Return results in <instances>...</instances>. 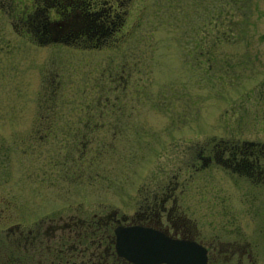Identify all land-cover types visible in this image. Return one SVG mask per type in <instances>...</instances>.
Returning <instances> with one entry per match:
<instances>
[{
  "label": "rangeland",
  "instance_id": "rangeland-1",
  "mask_svg": "<svg viewBox=\"0 0 264 264\" xmlns=\"http://www.w3.org/2000/svg\"><path fill=\"white\" fill-rule=\"evenodd\" d=\"M126 9L132 35L107 39L103 45L112 48L98 51L64 43L38 50L43 45L13 36L6 23L0 39L6 145L29 137L13 133L9 120L38 115L45 97L56 94L63 101L58 110H72L108 94L113 63L118 74L129 63L131 76L117 92L127 96L122 130L92 145L93 164L64 166L68 145L61 135L38 136L34 163L24 142L11 151L6 172L21 182L16 197L12 177L0 187V206L17 200L4 220L46 225L53 214L80 209L84 218L114 212L129 223L143 213L146 186L159 184L177 196V211L170 199L173 211L163 222H177L178 231L210 245L208 264H225L232 249L229 264H264V188L219 156L224 142L264 143V0H132ZM244 249L251 256H240Z\"/></svg>",
  "mask_w": 264,
  "mask_h": 264
},
{
  "label": "flooded vegetation",
  "instance_id": "flooded-vegetation-1",
  "mask_svg": "<svg viewBox=\"0 0 264 264\" xmlns=\"http://www.w3.org/2000/svg\"><path fill=\"white\" fill-rule=\"evenodd\" d=\"M131 3L132 0H0V39L5 36L8 23L13 36L43 45L37 46L38 50L44 51V44L48 43L77 45L66 47L75 51L110 49L112 47L103 45L107 39L116 41L132 35L127 25L129 15L126 9ZM32 49L36 48H27ZM126 65L128 69H122L125 71L122 74L117 72V63L109 66L111 75L107 88L103 90V94H108L95 96L94 100L88 98L86 102L89 105L85 103L86 106L79 104L72 110H58L56 104L62 100L52 94L44 98L45 105L38 115L33 112L24 117L15 114L9 120L13 133L29 136L21 137L17 144L6 145L4 130L7 118L0 110V187L4 188L7 178L12 177L14 191L11 196L16 197L15 187L21 182V177L15 176L11 170L7 174L6 160L13 156L11 151L20 150L24 142L28 148L24 149L25 156L28 151V158L34 163L39 135L62 136V142L68 145L64 166L83 168L93 164L96 157L90 152L92 145L100 146L101 136L112 137L122 130L118 122L124 116V99L127 96L117 92L119 84L124 82L125 87L129 80L127 77L131 76L130 64ZM56 76L59 77V73L56 72ZM32 172L30 180L35 175ZM143 193L146 199L143 213L129 223L125 217L117 218L114 212L104 218L95 213L84 218L85 212L80 209L71 214H53L48 217L46 225L43 221L31 224L6 222L4 210H15L17 200L3 199L0 206L3 216L0 221V264H133L118 256L115 249L114 229L128 225H142L173 238L194 240L206 248L207 261L211 262L210 245L197 241L183 228L178 231L177 222L170 221L169 225L163 222V215L169 217L173 211V208H167L170 199H173L172 207L175 206L177 211V196L159 184L146 186ZM169 227L176 229L170 230ZM234 253L235 249H232L226 254L225 264L232 261ZM245 254L251 256L246 249L239 253L242 257Z\"/></svg>",
  "mask_w": 264,
  "mask_h": 264
},
{
  "label": "water",
  "instance_id": "water-1",
  "mask_svg": "<svg viewBox=\"0 0 264 264\" xmlns=\"http://www.w3.org/2000/svg\"><path fill=\"white\" fill-rule=\"evenodd\" d=\"M118 256L133 264H207V250L194 240L173 238L142 225L114 229Z\"/></svg>",
  "mask_w": 264,
  "mask_h": 264
},
{
  "label": "trees",
  "instance_id": "trees-1",
  "mask_svg": "<svg viewBox=\"0 0 264 264\" xmlns=\"http://www.w3.org/2000/svg\"><path fill=\"white\" fill-rule=\"evenodd\" d=\"M223 144L219 156L225 167L248 177L255 185L264 188V143L244 141ZM241 169H244L243 173Z\"/></svg>",
  "mask_w": 264,
  "mask_h": 264
}]
</instances>
